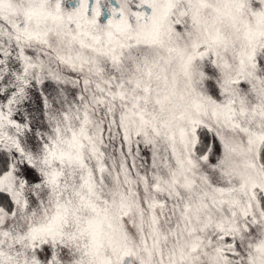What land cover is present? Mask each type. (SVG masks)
<instances>
[{
	"label": "snow or ice",
	"instance_id": "1",
	"mask_svg": "<svg viewBox=\"0 0 264 264\" xmlns=\"http://www.w3.org/2000/svg\"><path fill=\"white\" fill-rule=\"evenodd\" d=\"M0 264H264V0H0Z\"/></svg>",
	"mask_w": 264,
	"mask_h": 264
}]
</instances>
